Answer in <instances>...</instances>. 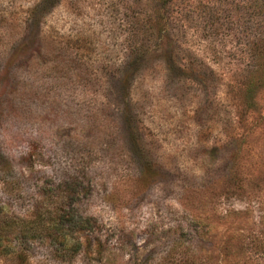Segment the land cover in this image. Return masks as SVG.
<instances>
[{"label": "rangeland", "instance_id": "374dc122", "mask_svg": "<svg viewBox=\"0 0 264 264\" xmlns=\"http://www.w3.org/2000/svg\"><path fill=\"white\" fill-rule=\"evenodd\" d=\"M60 201L0 264H264V0H0V212Z\"/></svg>", "mask_w": 264, "mask_h": 264}, {"label": "trees", "instance_id": "16d2710c", "mask_svg": "<svg viewBox=\"0 0 264 264\" xmlns=\"http://www.w3.org/2000/svg\"><path fill=\"white\" fill-rule=\"evenodd\" d=\"M74 191V187L70 189V192H73L72 195L75 194ZM70 194L63 197L65 198L64 201L69 198ZM64 201L56 203L54 207L34 206V210L28 214L25 213L24 217L21 216V218L14 217L12 219L0 212V253L4 255L15 254L19 260L24 262L27 255L23 254V251L14 252L16 245L21 242L20 240L25 239L24 242L28 243L36 239L48 238L58 245L53 250L65 251L63 253L65 256L79 254L81 245L77 241L78 239L74 237L79 231V225L77 224L79 222L74 221L73 214H71L73 211L69 213L72 219H65L62 210ZM4 242H9V244L1 249Z\"/></svg>", "mask_w": 264, "mask_h": 264}]
</instances>
